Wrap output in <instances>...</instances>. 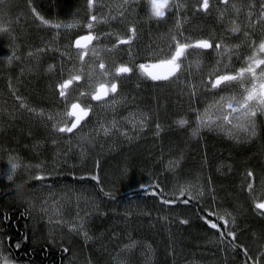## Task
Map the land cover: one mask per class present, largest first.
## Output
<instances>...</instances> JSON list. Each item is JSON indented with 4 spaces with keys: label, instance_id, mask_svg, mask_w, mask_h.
<instances>
[{
    "label": "trees",
    "instance_id": "16d2710c",
    "mask_svg": "<svg viewBox=\"0 0 264 264\" xmlns=\"http://www.w3.org/2000/svg\"><path fill=\"white\" fill-rule=\"evenodd\" d=\"M34 3L45 18L61 22H70L73 12L87 5L86 0H34ZM132 21L144 32L142 44L148 40V34L160 30L157 24L145 20L140 7ZM53 35L55 46L69 48L73 38L71 32L54 31ZM39 42L35 38L29 40L32 45L23 51L41 48ZM3 44L0 42L1 48ZM23 51L21 56L25 54ZM63 57L59 51H47L37 62H24L26 65L22 68L28 73L22 79L17 73L19 64L24 60L16 62L12 76L19 96L38 108H47L58 101L61 103L56 83L73 75L63 66ZM142 82L141 105L154 114L157 124L165 126L164 133L158 139L149 133L146 136L148 144L142 141L132 144L131 141L114 138L105 141L100 150L91 140L89 149L95 152V156L89 161L87 171L48 172L41 174L45 177L43 180H36L37 175L34 174L27 176L24 169L50 159L48 143H45L47 148L44 151L43 142L50 139L51 133L48 136L42 134L40 123L32 120L31 114L24 113L17 102L13 108L15 119L0 120V264L5 258L22 264H64L73 250L70 240L58 244L51 242L43 223L36 221V215L28 207L26 198L29 194L24 192L25 187L34 184L58 183H72L81 190L96 192L102 211L111 208L110 213L118 211V217L114 219L111 215L101 218L96 211L92 221L96 230H90L92 234L105 235L103 231L111 227L114 232L117 231V236L109 234L106 240H89L87 243L77 237L84 255L85 250L91 249L93 256L89 260L92 264H116L110 255H104L106 249L114 250L112 245L116 241L117 247L138 242L139 249L147 253L146 264H264V253L260 254L264 249V216L252 209L253 197L245 191L250 181L254 184L259 182L264 171V123L260 137L248 143L235 144L207 132L199 133L196 139L190 140L185 132L193 126L190 110L197 100L191 104L190 98H181L171 87H159L161 82ZM180 117L186 119L187 125L178 129L175 124ZM158 140L160 143L154 146ZM32 147H37L39 151L32 150ZM8 152L14 153L20 161L12 180L7 178L11 172L5 155ZM108 156L117 158L118 163L126 166L122 173L120 167L112 175L105 173L106 166H109L105 161ZM168 163L171 168H167ZM177 164L181 167L176 170ZM183 168L188 172L194 168L202 169L206 195L200 197L185 192L184 196H180L179 187L175 188V175L182 174ZM248 171L253 172V178H247ZM92 176H97L99 181L93 180ZM162 198L175 203L164 204ZM183 200L189 203L184 204ZM220 200L235 212L236 229L231 228L226 217L227 225L224 220L218 219L221 215L217 214L216 203ZM182 220L187 223H181ZM206 221L216 223L217 228H211ZM229 231L235 233V239L227 235ZM221 232L225 234L223 238ZM17 243L20 244L19 249L15 247Z\"/></svg>",
    "mask_w": 264,
    "mask_h": 264
},
{
    "label": "rangeland",
    "instance_id": "374dc122",
    "mask_svg": "<svg viewBox=\"0 0 264 264\" xmlns=\"http://www.w3.org/2000/svg\"><path fill=\"white\" fill-rule=\"evenodd\" d=\"M139 1L142 0H134V2L125 5L123 0H95L91 10L88 9V6L83 9H76L73 12L74 20L72 19L68 23H61L62 25L75 24L72 28H66L67 31L72 34L74 33L68 49L57 47L52 43V39H54L53 37L55 36L53 32H62L64 27L58 28L59 30L53 27L54 29L51 30V26L41 24L32 12V8H35L36 12L43 16L36 8L34 0H4V3L0 4V25L7 28V31L0 32V42L4 43L3 48L0 47V120L3 118L9 120L15 119L13 117L16 113L13 108L16 107L15 103L17 102V106L21 108V110H24V113L31 114L32 120L40 123L42 134L48 136L49 133H51L50 139L43 142L44 151L47 148V144L45 143H48L49 148L47 149H49L48 157L50 159L36 166H29V169H24L27 176L33 174H47L48 172L56 173L62 170L73 172L89 170V161L92 156H95V152L89 149L91 140L95 142L98 150H100V148L104 147L105 141L114 140V138L117 141H120V139L123 141L127 140L128 142L131 141L130 143L132 144L135 143V141H142L146 142L144 144H148L149 140H147L146 136H148L149 133H151V137L156 139L164 133L165 126H162L160 123L157 124L154 114L141 105L140 92L143 87L142 81L148 80L149 78L144 75L145 73L139 69L138 65L148 61L159 60V57L150 55V53L157 52L154 50H156L157 46L163 41V50L165 52L169 51L168 46L172 43L171 37L175 35L172 19H180V12L181 14H183V12L187 14L190 0H169L168 15L172 19H169V23L164 25L162 29L158 30L156 33L151 32L148 34V40H145L144 44L131 40L130 44H123L113 48V44L117 43L118 39H127L130 36L128 23L125 21V17L127 19L130 17L129 15L126 16L127 11L130 12V15H137L138 9L134 7V3ZM146 1L149 2L150 0ZM260 1L261 4L264 3V0ZM248 3L251 6L253 1L248 0L246 4L248 5ZM261 4L259 5L260 10ZM121 13H123V16L120 15ZM90 15H96L98 17V21L93 22L94 26L92 29L86 27ZM187 18L188 16L185 19ZM89 33L94 36H99L100 39L93 40L86 48L77 49L74 46V41L80 36L88 35ZM25 37L28 41L34 38L40 41L39 43L42 44L41 48L28 52L23 51L24 48H28L27 46H31V43H33L31 42L29 44ZM138 45H140V47ZM140 48H142L143 51ZM93 49L98 52L99 57L105 63L106 68L109 70V75L103 76L100 74L101 70L98 68L99 60L93 56ZM106 49L112 50L106 51ZM22 51L25 54L21 56ZM47 51H59V53L64 56L62 64L65 69L70 70L73 75H81V80L79 82H74L68 90V99L70 98L69 108L70 103L73 102L80 103L82 106L88 104L92 105L89 116L86 117L82 124L77 129H74L72 133L59 132L53 127V125L58 124V122L63 126V120H67L70 125L71 121L74 119V117H67L64 115L66 111L65 103L60 97L59 98L62 100L61 103L58 102L54 105H49L47 108H38L26 102L24 100L25 98L23 99L20 97L19 89L15 88L12 73L16 69V62L20 63L22 60H24L23 63H26L28 60L37 62L39 57ZM140 51L148 52L140 53ZM81 52L87 53L83 61L79 59V54ZM29 53H31V55H29ZM39 53H41V55L37 57ZM185 60L188 61L187 58H184V61ZM197 62L198 61H192V63H194L193 71L190 70V72H187L185 70L186 72L175 74L172 78L162 81L159 85L161 88L171 87L181 98H190L191 104L193 100H197L196 105L190 110L192 114L191 118L194 123L191 128H187V133L185 132L188 136L187 138L190 140L191 138L196 139L195 136L199 133L207 132L214 135V137L218 136L219 138L232 141L235 144L250 142L253 137L257 136L256 127L255 135H250L249 133L239 130H232L231 134H229L227 129H230L231 125L225 126V130L218 128L209 129L207 127L198 128L197 114L203 113L208 105L212 104L220 95H231L235 91L227 92L228 94L225 90L209 91L206 87L208 83L203 81L204 77L201 78L200 76V67L197 66ZM23 63L21 62V64H19L20 68L17 73L18 78L21 79L28 73V71H24L25 69L22 68L26 65ZM120 64L132 67L133 72L116 76L115 69ZM90 74L91 78H89ZM68 78H70V76L59 81L58 84L56 83L55 88L58 89V85ZM208 79L211 78L208 77ZM111 82H116L118 84V90L115 94L109 93L105 100L94 101L91 100L90 95H79L81 91L86 93L94 92L99 84H110ZM193 93H195V95H193ZM17 97L20 99H17ZM21 103H23L25 107H21ZM29 109H33L34 111H29ZM210 111L215 114L214 110ZM180 120L186 121L185 118L180 117L175 124L178 129L187 125L186 123L181 126L178 123ZM113 124H115V127H113ZM157 125H159V127H157ZM105 128L109 129L107 135H105L104 132ZM145 137L146 139H144ZM100 141L103 142L99 143ZM158 143H160L159 140L154 143V146H157ZM31 149L39 151L37 147H32ZM9 153L10 152L5 154L8 161V168L11 169L12 163H16L20 166V161L16 158L17 156H14V153ZM116 160L112 159V156L106 157L105 161L109 166H106L105 173L109 172L112 175L116 173L118 167H120V173L123 172L126 166H123V164L121 165L118 163L119 161ZM169 167L171 168L172 166L168 163L167 168ZM179 167L181 166L177 164V167L175 166L176 170ZM184 171L187 170L184 169ZM184 171L182 170V174L180 175H175V182L177 184L175 188H184L185 192L193 196L203 197L206 195V183L203 181L205 173H202V169L194 168V170H191L192 172L187 171V173ZM250 182L253 183V181ZM24 190L27 195L29 194L28 198H26L28 207L33 211V215H36L34 216L36 221L43 223L44 230L51 242L58 244L64 242L63 240H70L73 250L65 258L64 264H92L89 260L93 256L91 255V249L85 250V252H87L84 255L82 249L80 250L77 237H81L83 242L85 241V243H87L89 240H92V242L101 241L102 239L106 240L109 234H114L113 237L117 236V231L114 232V228L111 227L103 231L105 235H95L91 232L96 230L93 225V219L95 218H93V214L96 211H98L96 213L97 215L100 213L99 216L101 218L104 216L108 218L110 215L113 219L114 217H118V211H111L110 213L112 208L106 211L100 209V198L96 192H94V194L88 189L81 190L78 185L72 183H58L55 185L34 184V186L25 187ZM210 190H212V188ZM245 191L249 193L251 198L253 197L252 209L256 211L255 204L260 202L264 197V179H260L256 184L253 183L251 192H249L247 187ZM216 211L217 214L229 220L232 229H236V215L231 208L227 205H223L220 200L218 204L216 203ZM86 236H88V238H86ZM214 241L216 242V240ZM116 243L112 245L114 250L106 249L104 253L105 256L108 254L113 258V263L133 264L138 262V264H146L148 260L147 253L139 249L138 242L127 243L118 247ZM263 253L264 251L260 254L263 255ZM104 255L102 256L104 257ZM2 264L22 263L14 260H5Z\"/></svg>",
    "mask_w": 264,
    "mask_h": 264
},
{
    "label": "snow or ice",
    "instance_id": "6c2138e0",
    "mask_svg": "<svg viewBox=\"0 0 264 264\" xmlns=\"http://www.w3.org/2000/svg\"><path fill=\"white\" fill-rule=\"evenodd\" d=\"M124 4H130L134 2V0H123ZM4 0H0V4H3ZM88 9L91 10L93 8V5L95 3V0H86ZM223 3L227 4L229 3V0H223ZM151 4V11L152 16L156 19H163L165 16V9L169 8V0H150ZM179 7V6H176ZM234 8H236L235 5H233ZM199 8L203 11L207 12L209 9V0H202V2L199 3ZM236 11L239 12L240 9L236 8ZM32 12L35 15L36 19H38L41 24L48 25L54 28H72L75 26V24H67L62 25L60 23H53L47 19H45L43 16H41L38 12H36L35 8H32ZM123 16V13L120 14ZM249 18L252 16V12L248 13ZM98 17L96 15H90L89 22L87 23L86 27L88 29H92L94 24L93 22H97ZM260 21L264 22V3L261 4V10H260ZM177 27L179 28V24H177ZM7 31V28L0 25V32ZM240 31V28L238 25H235L231 28L232 33H237ZM129 32L132 34L127 39H118L117 43L113 44V48L119 47V45L123 44H130L132 38L135 36L136 29L134 26H131L129 28ZM105 35H111V34H105ZM245 37H248V33H244ZM99 36H94L91 33L85 36H80L78 39L75 40L74 46L77 49L86 48L88 44H91L93 40H99ZM82 41L86 43H82ZM172 43L169 44L168 48L169 51L165 52L164 50H160L158 52H152L150 55L159 57L158 63L160 65H167L169 66V71L164 75H158L153 73H147V76L152 79L153 81L158 80H168L170 76H173L176 74V72L181 68V61L182 58H186L187 50L188 49H201V50H207L213 48V43L210 42L208 39H198L195 42H181L177 39L175 35L171 37ZM252 47V45H249ZM236 48H239L240 45H236ZM221 48V43L215 44V49L219 50ZM112 49H106V51H111ZM225 51H227V48H225ZM258 53H264V40H261L258 47H256L252 53V55L246 57L245 59V65L241 66L237 71L233 73H220L218 69H214L212 73H210L211 79L209 80L206 87L209 91H215V90H228V89H234L236 87H239L242 91L239 93L233 92L231 95H220L218 99H215L212 104H209L208 107L204 110L203 113L197 114V120H198V128L199 127H207L209 129L212 128H218L221 130H225V126L231 125L230 129H227L229 131V134H231L232 130H239L244 131L246 133H249L250 135H255V118L258 114L264 115V57H261L258 55ZM86 52H81L79 54V59L81 61L84 60V56L86 55ZM221 55L223 53H220ZM31 55V53H29ZM93 56L96 57L97 60H99L98 68L101 70L100 74L103 76L109 75V70L106 68L105 63L103 60L99 57L98 52H96L93 49ZM220 63L219 61L217 62ZM197 66H199L197 62ZM140 70H144L147 65L146 64H139L138 65ZM227 67V65H225ZM51 68V66H50ZM259 70V71H257ZM133 72V68L129 67L125 64H120L115 69V75L120 76L121 74H130ZM91 78V74L89 76ZM81 80V75L75 74L70 75V78L65 79L62 83L58 85V94L59 97L64 101L66 111L64 113L67 117H74V119L71 121L70 125L67 120H63V126L58 122V124L53 125L54 128H56L59 132H67L72 133L74 129H77L82 122L85 120L86 117L89 116V113L92 109V105L88 104L85 106H82L80 103H70L69 108V88L73 85L74 82H79ZM246 82H250V87L245 86ZM118 90V84L116 82L108 83H101L96 88L94 92L86 93L81 91L79 93L80 96L90 95L91 100L94 101H102L105 100V98L109 95V93L115 94ZM195 95V93H193ZM17 99H20L17 97ZM114 103V101H113ZM21 107H25L23 103L20 105ZM214 110L215 114H213L212 111ZM29 111H34L33 109H29ZM181 126L187 123L185 120H180L178 122ZM113 127H115V124H113ZM159 127V125H157ZM105 135L108 134L109 129H104ZM18 164L12 163L11 164V172L8 174L7 178L9 180L13 179V174L15 173L16 169L18 168ZM247 178H253L254 174L252 171L247 172ZM45 177L42 175H37L35 177L36 180H43ZM93 180L99 181V178L97 176L91 177ZM157 188H159V185H156ZM247 189L249 192L253 189V183L249 182L247 184ZM103 191V189H101ZM162 191V190H161ZM155 195V191L152 193ZM185 195V189H180V196ZM162 203L164 204H172L175 203V201H170L167 199L162 198ZM184 204L189 203L188 200L182 201ZM256 209L262 210V213H264V202H258L255 204ZM209 215H212L209 213ZM219 220H224L225 225H227L228 221L224 219V216H219ZM209 226L213 229L217 228V224L213 223L211 221H206ZM181 223H187L186 220H182ZM224 233L221 232V237H224ZM228 236H231L233 239H235V233L229 231L227 233ZM17 249L20 248V244L17 243L15 245ZM65 252L68 251V249H64ZM245 255H247V250L244 252ZM251 259V257H249ZM7 261V258H5Z\"/></svg>",
    "mask_w": 264,
    "mask_h": 264
},
{
    "label": "flooded vegetation",
    "instance_id": "af4514ba",
    "mask_svg": "<svg viewBox=\"0 0 264 264\" xmlns=\"http://www.w3.org/2000/svg\"><path fill=\"white\" fill-rule=\"evenodd\" d=\"M247 1L248 0H229V3L225 4L223 3V0H209V9L207 12H205L199 8V3L202 2V0H190L188 3L187 14H185V12L181 14L180 12V19H172L171 17H169L168 8L164 10L165 16L163 19L154 18L152 16L151 8L144 0L135 2V6H133L137 9L138 7H140L145 20L148 18L147 22L157 24V26H159V29H162L164 25H167L169 23L168 20L172 19L175 35L181 42H195L198 39H208L213 43L212 49H188L186 55L188 61H184V58H182L181 68L176 73L179 74L181 72H184L185 70L187 72H190V70L193 71L194 63H192V61H198L200 67V76L201 78L204 77L203 81H206L208 83V81L210 80L208 79V77H210L209 74L212 73L214 69H218L219 72L233 73L237 71L241 66H246V57L252 55L254 49L258 47L261 40H264V22L260 21L259 5L261 4V1L252 0L253 4L251 6L249 5V3L248 5L246 4ZM233 5H235L236 8H239L240 11L237 12L236 8H234ZM249 12H252V16L250 18L248 16ZM128 15L130 16L129 19L125 17V21H127L128 23V30L131 26H134L136 29L135 36L132 38V40L138 43L140 42L141 44L143 40L142 33L144 32H141L138 26L133 25L132 19H134L135 15H130V12L127 11L126 16ZM187 16L188 18L185 19ZM177 24H179V28L177 27ZM234 24L238 25L240 28V31L237 33L231 32V28L234 26ZM62 31H67L66 27H64ZM157 31L158 30H156V32ZM245 32L249 34L248 37H245ZM131 35L132 34L130 33V36ZM216 43H221V48L219 50L215 49ZM236 45H240V47L236 48ZM249 45H252V47H250ZM138 46L140 47V45ZM163 47L164 41L159 46H157V49L154 51L158 52L161 49L163 50ZM225 48H227V51H225ZM147 52L148 51H140V53ZM220 53L223 54L221 55ZM258 55L264 57V53H258ZM155 61L158 60L148 61L143 64L149 65L150 63ZM218 61L220 62L219 64L217 63ZM225 65H227V67H225ZM142 71L143 73H145L144 70ZM144 75H146V73ZM148 80V82L147 80L145 82H150L153 84H157V82H160L159 80L153 81L150 78ZM245 86L250 87V82H246ZM232 91L239 93L242 90L239 87L225 90L226 93ZM263 123L264 115L258 114L255 118L257 138H259L261 135V127ZM256 137H253V139H255ZM262 179H264V171L262 173L261 180ZM260 202H264V197L262 200H260ZM255 212H257V214L261 216H264V213H262V210L260 209L259 211L257 209Z\"/></svg>",
    "mask_w": 264,
    "mask_h": 264
},
{
    "label": "water",
    "instance_id": "95a60500",
    "mask_svg": "<svg viewBox=\"0 0 264 264\" xmlns=\"http://www.w3.org/2000/svg\"><path fill=\"white\" fill-rule=\"evenodd\" d=\"M82 43H86V42L82 41ZM145 70H146V73H153V74H158V75H164V74H166L169 71V66H167V65H160L158 63V61H157V62H154V63L149 64L145 68ZM170 77H172V76H170Z\"/></svg>",
    "mask_w": 264,
    "mask_h": 264
},
{
    "label": "bare ground",
    "instance_id": "6f19581e",
    "mask_svg": "<svg viewBox=\"0 0 264 264\" xmlns=\"http://www.w3.org/2000/svg\"><path fill=\"white\" fill-rule=\"evenodd\" d=\"M263 1V0H262ZM85 6H87L86 4H85ZM54 17V16H53ZM55 19V18H54ZM49 21H51V22H53V23H63V22H61V21H59V20H52V19H50ZM62 33V32H61ZM60 34V33H59ZM61 35V34H60ZM64 35V34H63ZM66 42V41H65ZM75 42V41H74ZM62 46V45H61ZM64 46V45H63ZM62 46V47H63ZM59 56V55H58ZM61 57V56H60ZM62 59V58H61ZM68 63V62H67ZM146 81V80H145ZM144 81V82H145ZM149 80H147V82H148ZM143 83V82H142ZM150 83V82H149ZM157 84H158V82H157ZM160 85V84H159ZM59 95V94H58ZM70 99V98H69ZM72 99V98H71ZM78 99V98H77ZM59 102V101H58ZM148 115V114H147ZM160 132V131H159ZM194 137V136H193ZM197 137V136H196ZM15 156V155H14ZM8 165V164H7ZM29 169V168H28ZM9 170V169H8ZM10 171V170H9ZM16 175V174H15ZM89 223V222H88ZM74 236V235H73ZM140 245V244H139ZM207 247V246H206ZM7 256V255H6Z\"/></svg>",
    "mask_w": 264,
    "mask_h": 264
}]
</instances>
